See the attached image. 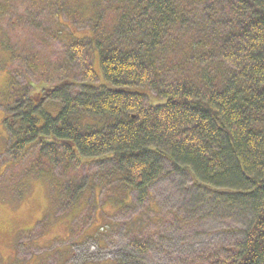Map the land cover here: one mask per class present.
I'll use <instances>...</instances> for the list:
<instances>
[{"label":"trees","instance_id":"16d2710c","mask_svg":"<svg viewBox=\"0 0 264 264\" xmlns=\"http://www.w3.org/2000/svg\"><path fill=\"white\" fill-rule=\"evenodd\" d=\"M104 1L107 22L72 40L89 41L104 82L65 79L45 89L61 110L43 124L36 112L27 116L23 88L17 123L27 130L24 141L42 145L39 171L110 163L147 193L166 158L249 220L236 252L174 264H264V0ZM94 75L92 67L86 76ZM150 90L164 102L151 105ZM134 259L121 264H144Z\"/></svg>","mask_w":264,"mask_h":264},{"label":"rangeland","instance_id":"374dc122","mask_svg":"<svg viewBox=\"0 0 264 264\" xmlns=\"http://www.w3.org/2000/svg\"><path fill=\"white\" fill-rule=\"evenodd\" d=\"M0 5L6 10L0 14V264H121L126 257L139 263L134 256L144 264H174L176 258L197 260L236 249L248 216L214 202L215 190L200 185L188 168L173 170L166 158L149 194L133 190V182L110 163L70 173L50 164L39 171L42 145L28 136L24 141L27 130L17 123L16 111L26 101L27 116L36 112L43 124L46 115L57 117L61 110L52 93L42 107L35 104L45 89L65 79L104 82L89 41L72 40L91 35V26L107 22L110 11L104 0ZM75 48L80 59L73 60L69 53ZM92 67L96 75L86 76ZM23 88L26 99L20 102ZM85 90L76 87L73 93ZM148 92L151 105L164 102Z\"/></svg>","mask_w":264,"mask_h":264}]
</instances>
